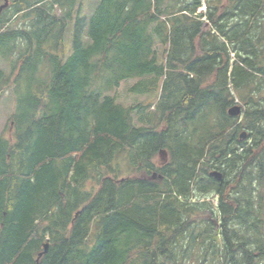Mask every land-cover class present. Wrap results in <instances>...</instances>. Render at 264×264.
<instances>
[{
    "label": "trees",
    "instance_id": "obj_1",
    "mask_svg": "<svg viewBox=\"0 0 264 264\" xmlns=\"http://www.w3.org/2000/svg\"><path fill=\"white\" fill-rule=\"evenodd\" d=\"M77 2L13 0L0 17L12 66L0 68V102L14 96L0 136V264H185L202 234L193 217L215 195L220 264L263 258L264 0H206L203 14L202 0H99L89 16L79 8L67 55ZM125 81L157 101L118 103ZM235 98L240 117L227 112ZM202 237L216 241L211 227Z\"/></svg>",
    "mask_w": 264,
    "mask_h": 264
},
{
    "label": "rangeland",
    "instance_id": "obj_2",
    "mask_svg": "<svg viewBox=\"0 0 264 264\" xmlns=\"http://www.w3.org/2000/svg\"><path fill=\"white\" fill-rule=\"evenodd\" d=\"M13 0H11L12 2ZM205 1L206 0H202ZM4 3V0H0V6ZM99 3V0H78L77 2V6L74 9V18L70 21L69 23V27L66 33V51H67V55L71 54L72 52V32H73V28L75 26V18L77 16L78 10L80 8V13L81 15L84 16H89L91 15V13L93 12L95 6ZM199 13V11H198ZM203 14V13H202ZM9 16V13L6 15V18ZM204 20V26H203V32H205L206 34L208 32H212V34H214V30L213 28L207 23V21L205 20V18H203ZM5 21V18H1L0 19V25L3 24ZM18 24H11L10 27H16ZM224 42H226L225 40H223ZM196 44L200 47L199 43L196 42ZM169 49V46H163L161 44H157L156 45V52L158 54L159 60H163L165 57V52L167 53ZM17 57V55H16ZM231 58L232 57V53H231ZM165 60V59H164ZM12 65L15 64L18 67V64L15 63V61L10 62ZM0 68L3 69L7 74H10L12 72V66H10V64H7L6 62L2 61L0 59ZM17 71V70H16ZM14 71V72H16ZM135 81H125L123 83H121L120 87L112 94L118 103L126 106V107H130V106H134L137 105L138 103H143V102H148L151 101L152 103L157 101V96H153L151 98H148L146 96H140V95H135L133 93L130 92V88L131 86L134 84ZM236 99V98H235ZM240 102V101H239ZM241 103V102H240ZM242 106V105H241ZM14 111V96L11 92V90H9L5 96L3 97V99L0 102V136H4V137H8L10 135V131H11V123H10V118L13 114ZM211 120V121H210ZM216 120V114H212L211 117L209 118V121L214 124ZM240 123V120L239 122ZM139 125V124H137ZM170 156L169 153L167 152H162L158 155L157 157V161L160 164H166L169 162ZM124 162V160L121 161L120 165H122ZM208 170H207V175H209L212 171H215V169H210V165L206 164L205 165ZM123 169H125V167L123 166ZM162 179V178H161ZM238 180H236L234 177L229 179V184L227 185V194H234L237 190L236 186H237ZM202 202H206L207 206L205 207V209H202L200 212L196 213L197 215H195L193 217V222H195L196 224V229H197V233H202L200 234V238L198 237L199 240V245L197 248H194L193 250V255L189 256L186 258L185 260V264H202V259L203 256L205 255V250L209 251L213 246H215L216 248H218V250H220L219 254L214 257L212 252L211 255L209 254L206 258V264H220L221 263V258L223 255H221V249L223 247V242H222V237L220 236V215L218 213V211L216 210L219 205V196H210V197H203ZM210 227L213 229L214 235H216V241L214 242H209L206 240H203L202 236H205V233L207 230L210 229ZM238 227V226H237ZM240 234H243V231H239ZM258 233L261 236H256V241H259V244L262 245V247L264 248V221L262 224V227L260 228V230L258 231ZM187 239L183 240L182 244L184 245V248H187ZM210 247V250L207 249ZM258 253L255 254L256 259L253 262V264H257V261L260 262V264H264V257H260L257 258Z\"/></svg>",
    "mask_w": 264,
    "mask_h": 264
},
{
    "label": "water",
    "instance_id": "obj_3",
    "mask_svg": "<svg viewBox=\"0 0 264 264\" xmlns=\"http://www.w3.org/2000/svg\"><path fill=\"white\" fill-rule=\"evenodd\" d=\"M9 6V0H4V4L0 6V14L2 13L3 10H5ZM241 114V108L239 106H234L229 110V115L231 117H238ZM243 138L245 137V134L242 136ZM211 176L215 178L217 181H222L223 176L219 172H213L211 173ZM49 248V244L46 243L44 246V252L40 254L39 256L41 257L44 253H47Z\"/></svg>",
    "mask_w": 264,
    "mask_h": 264
},
{
    "label": "bare ground",
    "instance_id": "obj_4",
    "mask_svg": "<svg viewBox=\"0 0 264 264\" xmlns=\"http://www.w3.org/2000/svg\"><path fill=\"white\" fill-rule=\"evenodd\" d=\"M72 179H74V178H72ZM76 181V180H75Z\"/></svg>",
    "mask_w": 264,
    "mask_h": 264
}]
</instances>
